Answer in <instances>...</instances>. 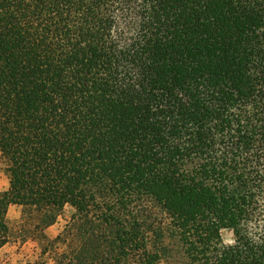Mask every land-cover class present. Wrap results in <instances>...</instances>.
<instances>
[{
	"label": "trees",
	"instance_id": "trees-1",
	"mask_svg": "<svg viewBox=\"0 0 264 264\" xmlns=\"http://www.w3.org/2000/svg\"><path fill=\"white\" fill-rule=\"evenodd\" d=\"M0 162V247L264 264V0H0Z\"/></svg>",
	"mask_w": 264,
	"mask_h": 264
},
{
	"label": "rangeland",
	"instance_id": "rangeland-1",
	"mask_svg": "<svg viewBox=\"0 0 264 264\" xmlns=\"http://www.w3.org/2000/svg\"><path fill=\"white\" fill-rule=\"evenodd\" d=\"M7 184L4 167L0 162V190L5 189ZM72 212L73 209L66 206L57 220L44 229L45 235L53 239ZM6 216L9 231L5 243L0 247L1 264H26L38 259H41L43 264H52L48 254H40V245L32 237V218L23 216L21 207L18 205L9 206ZM222 238L225 243H230L232 235L229 231L223 230Z\"/></svg>",
	"mask_w": 264,
	"mask_h": 264
}]
</instances>
